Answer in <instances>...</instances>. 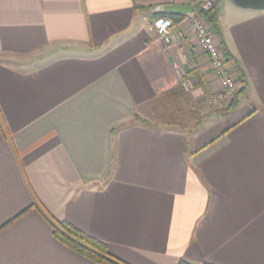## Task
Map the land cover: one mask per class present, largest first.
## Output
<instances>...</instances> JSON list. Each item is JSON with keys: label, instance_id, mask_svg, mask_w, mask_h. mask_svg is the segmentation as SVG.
Wrapping results in <instances>:
<instances>
[{"label": "crops", "instance_id": "obj_1", "mask_svg": "<svg viewBox=\"0 0 264 264\" xmlns=\"http://www.w3.org/2000/svg\"><path fill=\"white\" fill-rule=\"evenodd\" d=\"M214 2L245 79L231 107L211 104L218 81L180 23L198 0H0V264H111L55 221L126 264H264V9ZM184 78L191 126L159 112Z\"/></svg>", "mask_w": 264, "mask_h": 264}, {"label": "built area", "instance_id": "obj_2", "mask_svg": "<svg viewBox=\"0 0 264 264\" xmlns=\"http://www.w3.org/2000/svg\"><path fill=\"white\" fill-rule=\"evenodd\" d=\"M187 1V0H180ZM200 9L185 15L180 23H187L194 35L198 49L203 52L209 61V67L218 81L219 90L211 95L210 102L214 106H220L232 102L238 93V80L235 71L230 70L227 65V57L219 39L214 35L210 24L207 22L203 12L214 5V0H198ZM152 28L157 36L165 44H170L174 37V24L165 16H157L152 22ZM181 85L186 92L193 88V81L184 78ZM220 104V105H219ZM225 105V106H226Z\"/></svg>", "mask_w": 264, "mask_h": 264}, {"label": "trees", "instance_id": "obj_3", "mask_svg": "<svg viewBox=\"0 0 264 264\" xmlns=\"http://www.w3.org/2000/svg\"><path fill=\"white\" fill-rule=\"evenodd\" d=\"M218 0H216L217 2ZM207 22L210 24L211 29L219 35V28H218V21H217V4L209 8L208 10L203 12ZM172 19V22L174 21V18L171 16L169 17ZM176 19V21H178ZM240 77V89L238 91V94L244 89L245 87V79L243 77V74H240L238 71L237 73ZM182 93L178 92V90L174 89L171 92H168L164 94V96L159 100L160 105L165 108L167 104L175 101L177 98L181 97ZM235 103V100L231 102L230 107ZM154 112H157L156 109H154ZM170 121V120H169ZM174 123L173 121H171ZM170 123V122H169ZM4 135V126L2 123V119L0 116V136ZM53 234L56 237L58 241H60L62 244L68 246L72 250L78 252L79 254L85 256L86 258L95 261V262H109L111 264H126L122 260L116 258L113 256L109 250L107 245L92 236H89L88 234L82 232L81 230L75 228L73 225H71L67 221H55V224L53 225ZM177 264H191L185 260H180ZM202 264H209V263H202Z\"/></svg>", "mask_w": 264, "mask_h": 264}, {"label": "rangeland", "instance_id": "obj_4", "mask_svg": "<svg viewBox=\"0 0 264 264\" xmlns=\"http://www.w3.org/2000/svg\"><path fill=\"white\" fill-rule=\"evenodd\" d=\"M186 94L167 104L165 108L158 109L159 112L165 111V118L168 120L178 121L188 126L193 125L198 118L197 106L193 103L190 92Z\"/></svg>", "mask_w": 264, "mask_h": 264}, {"label": "water", "instance_id": "obj_5", "mask_svg": "<svg viewBox=\"0 0 264 264\" xmlns=\"http://www.w3.org/2000/svg\"><path fill=\"white\" fill-rule=\"evenodd\" d=\"M235 5L254 9V10H263L264 9V0H231Z\"/></svg>", "mask_w": 264, "mask_h": 264}]
</instances>
